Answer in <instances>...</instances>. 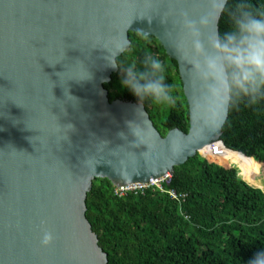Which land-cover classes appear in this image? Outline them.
Wrapping results in <instances>:
<instances>
[{"label": "water", "instance_id": "95a60500", "mask_svg": "<svg viewBox=\"0 0 264 264\" xmlns=\"http://www.w3.org/2000/svg\"><path fill=\"white\" fill-rule=\"evenodd\" d=\"M220 17L212 0H0V264H108L86 217L95 178L145 183L226 148L229 105L193 69V40L206 44ZM129 32L177 62L186 132L161 135L143 102L109 100L118 68L107 60L117 64Z\"/></svg>", "mask_w": 264, "mask_h": 264}, {"label": "trees", "instance_id": "16d2710c", "mask_svg": "<svg viewBox=\"0 0 264 264\" xmlns=\"http://www.w3.org/2000/svg\"><path fill=\"white\" fill-rule=\"evenodd\" d=\"M251 3L264 7V0ZM227 27V18L221 16L219 31ZM129 39L116 58L118 65H139L148 54L165 65L164 82L173 102L142 101L154 126L161 135L174 127L186 132L188 106L177 62L152 35L129 32ZM120 79L118 69L104 84L109 100L138 101L121 87ZM220 139L228 149L215 144L200 152L217 156L196 154L175 166L163 183L165 191L149 188L119 196L107 178L93 180L86 217L108 264H247L264 248V101L229 104ZM258 164L261 172L255 175Z\"/></svg>", "mask_w": 264, "mask_h": 264}, {"label": "clouds", "instance_id": "9594fccd", "mask_svg": "<svg viewBox=\"0 0 264 264\" xmlns=\"http://www.w3.org/2000/svg\"><path fill=\"white\" fill-rule=\"evenodd\" d=\"M212 10L217 17L227 18L228 27L223 32L217 29L206 44L193 40L196 77L207 93L225 106L241 100L250 105L264 101V7H256L251 0H212ZM184 27L193 37L198 34L197 21L185 19ZM107 62L119 69L121 87L139 102H173L170 87L164 82L165 65L158 57L148 54L139 65L126 67ZM51 239L45 233L42 244ZM247 264H264V248Z\"/></svg>", "mask_w": 264, "mask_h": 264}, {"label": "built area", "instance_id": "2783aa9c", "mask_svg": "<svg viewBox=\"0 0 264 264\" xmlns=\"http://www.w3.org/2000/svg\"><path fill=\"white\" fill-rule=\"evenodd\" d=\"M215 144L221 145V143L218 142V143H214L211 146L215 147ZM208 155L213 156V157L217 156L212 152L203 153V156H208ZM170 177H171V174L166 173L163 176L154 178L145 183L132 182V183L124 184L122 187L114 186V192L115 194L122 196V195H125L127 192L143 193L146 189H149V188H152V189L156 188L161 191H165L163 188V183L165 181H168ZM169 193L173 198H178V195L174 190L169 191Z\"/></svg>", "mask_w": 264, "mask_h": 264}, {"label": "rangeland", "instance_id": "374dc122", "mask_svg": "<svg viewBox=\"0 0 264 264\" xmlns=\"http://www.w3.org/2000/svg\"><path fill=\"white\" fill-rule=\"evenodd\" d=\"M200 155L203 156V153H200ZM253 159H254V158H253ZM219 160H220L221 162H226V163H227L228 165H230V166L232 165L228 159H225V158H219ZM254 161L256 162L255 165H257L258 162H257L255 159H254ZM232 166H233V165H232ZM257 167H258V169H257ZM257 167H255V173H254L255 175H259L260 172H261V171H260V165H259V164H258ZM239 174H240V173H239ZM242 178L246 179L247 177H246V178H245V177H242Z\"/></svg>", "mask_w": 264, "mask_h": 264}, {"label": "bare ground", "instance_id": "6f19581e", "mask_svg": "<svg viewBox=\"0 0 264 264\" xmlns=\"http://www.w3.org/2000/svg\"><path fill=\"white\" fill-rule=\"evenodd\" d=\"M206 148H208L209 150H211V149H212V146H208V147H206ZM204 149H205V148H204ZM202 150H203V149H202ZM202 150H201V151H202Z\"/></svg>", "mask_w": 264, "mask_h": 264}]
</instances>
